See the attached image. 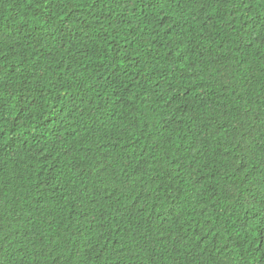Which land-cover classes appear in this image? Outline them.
Listing matches in <instances>:
<instances>
[{"label": "trees", "instance_id": "1", "mask_svg": "<svg viewBox=\"0 0 264 264\" xmlns=\"http://www.w3.org/2000/svg\"><path fill=\"white\" fill-rule=\"evenodd\" d=\"M0 264H264V0H0Z\"/></svg>", "mask_w": 264, "mask_h": 264}]
</instances>
